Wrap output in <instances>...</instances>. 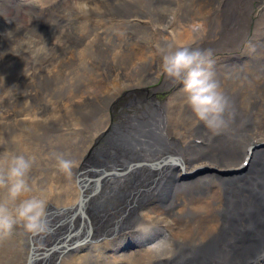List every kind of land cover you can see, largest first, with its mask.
<instances>
[{"label": "bare ground", "instance_id": "1", "mask_svg": "<svg viewBox=\"0 0 264 264\" xmlns=\"http://www.w3.org/2000/svg\"><path fill=\"white\" fill-rule=\"evenodd\" d=\"M0 29L3 48L36 49L41 36L47 44L0 70V154L34 156L33 192L48 201L46 230L16 226L17 245L0 243V264H264V42L254 47L264 41V0H0ZM168 45L223 59L211 69L229 102L218 134L163 72ZM135 90L144 92L113 123L112 102ZM47 124L57 138L48 144ZM74 132L90 145L68 140ZM68 149L86 153L71 176L53 155ZM190 171L200 177L187 179ZM98 174L95 194L83 184L77 193L75 175ZM80 194L88 219L75 214ZM123 234L137 240L114 246Z\"/></svg>", "mask_w": 264, "mask_h": 264}, {"label": "clouds", "instance_id": "2", "mask_svg": "<svg viewBox=\"0 0 264 264\" xmlns=\"http://www.w3.org/2000/svg\"><path fill=\"white\" fill-rule=\"evenodd\" d=\"M41 36V35H40ZM36 49L37 54L47 52V44ZM162 69L166 76L183 86L185 101L193 117L213 134L227 127L225 114L229 107L218 82L214 79L211 50L193 49L190 46L160 49ZM4 141L0 139V144ZM57 167L71 176L75 161L54 153ZM35 163L34 156L5 152L0 154V241L12 234L14 227L22 225L29 234H41L46 230L48 201L42 195L27 194L32 191L29 173Z\"/></svg>", "mask_w": 264, "mask_h": 264}, {"label": "rangeland", "instance_id": "3", "mask_svg": "<svg viewBox=\"0 0 264 264\" xmlns=\"http://www.w3.org/2000/svg\"><path fill=\"white\" fill-rule=\"evenodd\" d=\"M159 1H162V0H159ZM257 4L255 3V1L253 2V4H252V7H253V9H255ZM138 9V8H137ZM140 9V8H139ZM254 11H257V10H254ZM65 11H63V13H64ZM75 10H74V13H70V14H67L68 16H70V18L72 19V20H74V19H76V15H75ZM176 12V11H175ZM158 14H157V18H161V17H163L164 18V16H165V12H160L159 13V11L157 12ZM61 14V13H60ZM253 18V20H254V17H252ZM253 26H254V24H252L251 26H250V29H249V33H250V35H252L255 31H254V28H253ZM148 29H150L151 30V28H149L148 27ZM0 31H2V29H0ZM3 32V31H2ZM1 33V32H0ZM2 34V33H1ZM0 34V35H1ZM250 35H249V37H247V39L248 38H250ZM2 36V35H1ZM261 39V38H260ZM264 41L262 40L259 44H255V46L254 47H259L260 45H262V43H263ZM143 44V43H142ZM141 44V45H142ZM235 44H238L237 42L235 43ZM140 45V46H141ZM143 46V45H142ZM18 47V48H17ZM0 48H3V47H0ZM9 48V49H8ZM31 48V49H30ZM226 48H232V47H230V46H226ZM260 48V47H259ZM11 49V50H10ZM29 49V50H28ZM233 49V48H232ZM9 50V51H8ZM14 50V51H13ZM35 51V49H34V47H20L19 48V46H16V47H6V48H3V50L2 51H7L6 52V54L4 55V57H2V59H1V61H0V70L1 71H4V69L6 70V68H7V65L12 69V68H15V67H17V66H19L21 63L18 61V60H21V58H24V57H27L30 53H31V51ZM21 51V52H20ZM12 52H14V53H12ZM18 52H20V53H18ZM28 52V53H27ZM16 53H18V54H16ZM12 54L13 55H15V56H12ZM24 54V55H23ZM26 54V55H25ZM9 55H11V56H9ZM16 55H17V57H16ZM230 56H237V55H239V56H242L243 54H238L237 52H234L233 54H229ZM6 56H8V57H6ZM223 56H225L224 54H223ZM16 57V58H15ZM5 58V59H4ZM18 58V59H17ZM249 57H247V58H244L245 60L246 59H248ZM13 59H14V61H13ZM222 59V58H221ZM221 59H218V60H216V61H212V64H217V63H219V61L221 60ZM234 59H236L235 57H233V58H230L229 60L231 61H233ZM4 60V61H3ZM9 60V61H8ZM11 60V61H10ZM17 60V61H16ZM223 60V59H222ZM4 62V63H3ZM16 62V63H15ZM8 63V64H7ZM19 63V64H18ZM12 64V65H11ZM13 64H15L14 65V67H13ZM3 65V66H2ZM6 66V67H5ZM8 67V68H9ZM3 69V70H2ZM161 79V77L160 78H157L156 80H154V82L153 83H149L148 84V87L150 86V87H153V86H156V83H158V81ZM144 92V90H135V91H133V92H131V93H127V95H125V94H123L122 96H119V98H117V99H115L113 102H112V104H111V106H110V108H109V110H108V113H109V115H110V117H111V120L113 121V123H114V121H117L118 119H119V117H120V114L124 111L125 112V109H124V105L128 102V100L129 99H131L132 98V96L133 95H131V94H133V93H135L136 95L138 94V95H141L142 93ZM166 95H167V93L165 92V91H161V92H159V93H155V95H154V97L158 100V101H161V100H163L164 98H166ZM118 103V104H117ZM113 108V109H112ZM30 118H32V120H36V118H38L37 116H29ZM29 117H27V118H29ZM35 117V118H34ZM118 117V118H117ZM29 118V119H30ZM114 118V119H113ZM58 119H61V118H58ZM62 120V119H61ZM26 123V122H25ZM42 127V126H41ZM45 128H46V131H48V133H49V135H50V137L48 138V140H47V142H46V144H48V143H50V142H54V139L55 140H57V138H54L53 136H55L56 134H54L53 132H51V129L52 128H54L55 127V125H53V124H47L46 126H44ZM77 129H79V127L77 126ZM79 132V131H78ZM78 132H74L73 133V135H70V134H67V139L68 140H81L82 139V142H83V144H85L84 145V147H86V146H89L90 144V141H87V140H85V139H83V138H81L80 136L81 135H85L84 133H82V132H80V134L81 135H79V133ZM91 145H92V143H91ZM47 146V145H46ZM46 146H45V148H46ZM9 153H12V152H10V151H8ZM14 152V151H13ZM83 152V153H82ZM3 153H5V152H3ZM2 154V153H1ZM14 154H16V153H14ZM85 152L82 150L81 152H80V154H78V152L76 151V150H72V149H68V152L66 153V154H64L65 155V158H68V159H71V160H73V161H77L78 159H79V157L81 158H83V157H85ZM43 155L45 156L46 155V151H45V149L43 150ZM80 160V159H79ZM247 163H245V161L243 162V164H242V166L244 165H246ZM33 167H35V166H33ZM241 167V166H240ZM209 170L210 169H213V168H208ZM237 170V169H236ZM211 172H209V173H213V171L214 170H210ZM198 173V175H201V176H204V175H206V170H199V171H197ZM217 174V175H216ZM216 174H211V175H213V176H216L217 178L219 177V176H222V177H226V176H231V174H226L225 172H222V171H220V170H217L216 171ZM226 174V175H225ZM183 175H185V176H190L189 178H187V179H189V180H191V181H194L195 179H196V177H200V176H194L193 175V172L192 171H190L189 173L188 172H184V174ZM73 180V181H72ZM75 180H76V175L71 179V181H72V184H73V186H74V189L77 191V193H79V189H78V187H77V185H76V182H75ZM93 182V180H91V181H88L87 183V186L89 185V190H90V187H92L93 186V184L91 185V183ZM80 184H83L84 182L82 181H80L79 182ZM29 184H30V187L32 188V191L31 192H33V189H34V184H33V181L32 180H30L29 179ZM39 191V193L41 192V195H44V194H46L45 193V191H42V189H38ZM31 192H29V193H31ZM33 194L35 195V192H33ZM52 201L54 202V204H55V200L52 198ZM54 208H55V206H53ZM80 217V216H79ZM81 219V218H80ZM84 221H85V219H83ZM85 224H86V222H84ZM158 230H160V229H158ZM82 235H84V233L82 232ZM17 237H18V230L16 229V227H14V229H13V231H12V234L9 236V237H7L6 239H4V240H2V241H0V243H2V244H5V243H3V242H5L6 240H8V241H11L12 243H14V244H16L17 245V241H18V239H17ZM134 235H132V236H125L124 234L123 235H121L120 237H119V239H118V242H119V244H115L114 246H116V247H118L119 248V246L120 245H122V246H129V245H131V244H133L134 243V241L135 240H137V237H135ZM139 240V239H138ZM141 241H144L143 239H141ZM7 245H4V247H6ZM106 252H107V250H106ZM11 264V263H10Z\"/></svg>", "mask_w": 264, "mask_h": 264}, {"label": "water", "instance_id": "4", "mask_svg": "<svg viewBox=\"0 0 264 264\" xmlns=\"http://www.w3.org/2000/svg\"><path fill=\"white\" fill-rule=\"evenodd\" d=\"M120 169H121V168L118 167V168L115 169V170L110 169V170H108V172H105V171H104V173H112V174L120 173V174H121V173H123L124 171H118V170H120ZM99 176H100V175H97V176L94 177V178H91V177L88 178V177H87L86 182L83 183V185H82L81 188H85L86 185H87L86 183H87L88 181H90V180H92V179L95 180V183H94V185L90 188V192H89V194H88L87 196H89V195H91V194H95V192L98 191L97 186H98V182L100 181V180H99V179H100ZM79 181H80V179L76 177V183H77L78 186L80 185ZM84 200H85V198L82 197V194H80L79 199H78V203H77V210H78V212H80V214H81L82 217L88 219V217L86 216L85 213H83V215H82V201H84ZM88 223H89V220H88ZM88 223H87V224H88ZM80 227H81V225H79V227L77 228V230H78ZM84 227H85V228H84V230H85V233H84V234L87 235L88 232H89V228H88L87 226H84ZM84 238H85V237L82 236L79 240L81 241V240H83ZM76 242H77V241H76ZM76 242H74V243H76ZM74 243H73V244H74Z\"/></svg>", "mask_w": 264, "mask_h": 264}, {"label": "snow or ice", "instance_id": "5", "mask_svg": "<svg viewBox=\"0 0 264 264\" xmlns=\"http://www.w3.org/2000/svg\"><path fill=\"white\" fill-rule=\"evenodd\" d=\"M245 163H247V161H245Z\"/></svg>", "mask_w": 264, "mask_h": 264}]
</instances>
